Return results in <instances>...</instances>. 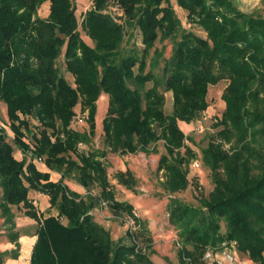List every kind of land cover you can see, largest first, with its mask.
Instances as JSON below:
<instances>
[{"label":"trees","instance_id":"16d2710c","mask_svg":"<svg viewBox=\"0 0 264 264\" xmlns=\"http://www.w3.org/2000/svg\"><path fill=\"white\" fill-rule=\"evenodd\" d=\"M90 1L79 23L71 0H0V103L22 155L14 157L0 127V216L14 245L0 252V264L19 256L13 207L37 225L29 264H153L146 253L151 240L139 246L142 229L127 232L130 244L114 245L109 231L93 219L91 212L106 203L137 221L132 206L115 198L107 155L148 152L163 141L158 170L165 190L185 191L197 155L178 123L190 124L206 111L208 89L220 81H227L221 96L225 109L201 150L213 189L198 207L171 200L168 217L178 230L180 264H202L205 252L223 242H235L250 261L264 264V149L254 145L264 137V15L240 11L235 0H175L188 22L206 33L203 38L182 26L170 0ZM79 24L93 46L82 40ZM125 26L140 33V55L135 49L121 55ZM167 39L173 48L158 76L157 61L151 65L147 58L151 51L159 58L155 44ZM60 57L74 87L60 72ZM164 92L172 94L170 114L163 110ZM103 94L108 102L98 149L91 144ZM78 104L87 113V132L71 128ZM29 118L38 122L36 128ZM39 160L60 179L41 172ZM67 178L85 194L71 190ZM115 178L127 189L135 185L129 170ZM30 191L48 199V214L37 212Z\"/></svg>","mask_w":264,"mask_h":264},{"label":"rangeland","instance_id":"374dc122","mask_svg":"<svg viewBox=\"0 0 264 264\" xmlns=\"http://www.w3.org/2000/svg\"><path fill=\"white\" fill-rule=\"evenodd\" d=\"M75 9V15L80 23L84 14L92 7L90 0H71ZM172 7L175 10L176 16L179 18L182 26L193 32L195 35L205 38L206 33L199 27L192 25L188 22L186 12L182 11L176 6L175 0H170ZM235 4L240 11L248 14L264 15V0H235ZM48 3H44L40 8V15L46 16L48 13ZM110 12L115 13L116 8L112 2L109 5ZM80 36L84 42L89 46H93V42L85 35L80 24L78 27ZM142 43L140 33L134 29L125 26V37L121 45V55L128 54L132 49L139 52L142 51ZM156 49L160 51V57L155 58L153 51L147 58V63L152 65L153 61H157V66L154 73L162 76V69L164 66V59H168L171 55L173 48L172 40L157 41L155 44ZM156 63V62H155ZM60 72L65 76L67 81L74 87L73 78L65 72L64 60L60 57L57 60ZM227 81H220L214 86H210L207 93V102L209 104L206 111L200 114L196 120L190 124L179 122V128L184 132L188 138L185 144L189 146L197 155V157L190 162L188 169V187L185 191L177 194H169L163 185L165 178L162 171L158 170V160L162 154H165L163 141H159L148 152H138L136 154L118 155L109 153L106 158V170L110 181L113 186L115 198L118 201L128 202L133 208V216L137 221L128 215L126 212L116 213L111 210L106 203L103 206L95 208L91 214L96 223L109 231L114 245L119 243L130 244V239L127 232H132L140 229L143 230L144 235L139 237L138 242L140 247H144L147 242L145 239L151 240V245L147 248L146 253L153 264H180L178 258V251L181 247L178 237L177 228L170 223L168 217V205L171 200L178 199L188 205L198 207L200 197H207L213 189V183L210 170L201 161V150L207 146L211 141L213 135L218 130L215 128V123L222 116L225 109V103L221 99ZM151 87V83L146 84L145 88ZM97 101V113L95 117L96 129L95 136L92 139L91 146L94 148H103V131L102 120L104 119L107 111L108 97L101 95ZM100 96V97H101ZM172 94L171 92H164V107L163 110L166 114L172 112ZM75 117L71 123V128L79 132L88 130L86 123L87 113L82 112L80 105L75 108ZM29 123L32 128L38 126L35 119L29 118ZM0 127L3 128L7 135V141L13 145V155L17 160L22 158L20 151L13 144V133L10 130V122L6 115V106L0 103ZM29 141V140H26ZM255 146L264 149V137L257 138ZM228 147L225 146V149ZM88 149L87 147L85 150ZM184 151L183 149L181 150ZM35 165L39 170H45V166L41 161H35ZM129 170L135 180V185L132 189L117 183L115 176L118 172ZM50 178L52 181L60 179V175L56 172L50 171ZM64 183L72 190L79 186L73 178H67ZM100 189L94 186L91 192L95 195L99 193ZM80 193L85 194V190L81 189ZM1 196V192H0ZM32 201L35 209L41 213L47 212V198L37 194L35 191H30L28 195ZM12 213L15 216L14 220L19 218V226L24 231L35 232L37 225L35 221H29L23 215L22 208H12ZM54 213V212H52ZM224 230V224H222ZM140 230V231H142ZM9 248L13 250V246L8 243L7 230L4 225V220L0 216V249ZM9 250V251H10ZM234 256V264H255L250 261L247 255L232 249ZM11 258L6 257L3 264H10ZM202 264H207L202 261ZM222 264H228L223 262Z\"/></svg>","mask_w":264,"mask_h":264},{"label":"crops","instance_id":"0c3cea01","mask_svg":"<svg viewBox=\"0 0 264 264\" xmlns=\"http://www.w3.org/2000/svg\"><path fill=\"white\" fill-rule=\"evenodd\" d=\"M45 168H46V166H45ZM40 171L41 172H50L47 168L45 170H40ZM81 189H83L81 186H76L75 189H72V190L76 191L79 194H82V193H80ZM37 194H39V193H37ZM39 195H41V194H39ZM47 202H48V199H47ZM48 207H49V204H47V208ZM26 218H28V217H26ZM16 219H18V220H15V231L19 233V237H18V243L20 245L19 256L15 260L11 259L12 263H10V264H16V262L20 259V257L26 251H28V255L26 256L25 262L27 264H29L31 251H32L33 245H34V243L36 241L35 232L24 231V229L19 226V218H16ZM31 221H32V219L29 218L28 222H31ZM8 243H9L10 246H13V249H14V245L12 243H10L9 240H8ZM9 250H10L9 248L0 249V252H5V251H9Z\"/></svg>","mask_w":264,"mask_h":264},{"label":"built area","instance_id":"2783aa9c","mask_svg":"<svg viewBox=\"0 0 264 264\" xmlns=\"http://www.w3.org/2000/svg\"><path fill=\"white\" fill-rule=\"evenodd\" d=\"M40 161V160H39ZM102 206L104 203L101 204ZM236 243L223 242L220 249L216 251L207 250L203 256L204 261L207 264H222L226 262L228 264H234V256L232 249H235Z\"/></svg>","mask_w":264,"mask_h":264},{"label":"bare ground","instance_id":"6f19581e","mask_svg":"<svg viewBox=\"0 0 264 264\" xmlns=\"http://www.w3.org/2000/svg\"><path fill=\"white\" fill-rule=\"evenodd\" d=\"M100 98H102V96ZM27 255H28V251L24 252L23 255L20 257V259L16 262V264H27L25 262Z\"/></svg>","mask_w":264,"mask_h":264}]
</instances>
